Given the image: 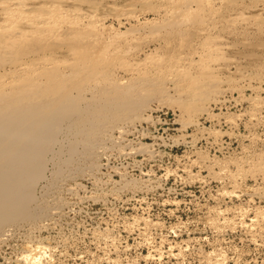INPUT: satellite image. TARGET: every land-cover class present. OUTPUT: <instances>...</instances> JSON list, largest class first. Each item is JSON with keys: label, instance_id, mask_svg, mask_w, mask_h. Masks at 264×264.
Instances as JSON below:
<instances>
[{"label": "rangeland", "instance_id": "rangeland-1", "mask_svg": "<svg viewBox=\"0 0 264 264\" xmlns=\"http://www.w3.org/2000/svg\"><path fill=\"white\" fill-rule=\"evenodd\" d=\"M177 1L0 0V31L61 33L75 22L116 35L167 21ZM193 10L202 21L186 25L181 54L143 27L125 33L137 49L116 78L150 72L167 78L171 95L152 102L153 120L102 138L97 163L79 152L63 169L49 153L31 206L42 218L6 226L0 264H16L40 242L48 264H264V0H196ZM30 51L0 65L2 83L24 58L44 56Z\"/></svg>", "mask_w": 264, "mask_h": 264}, {"label": "bare ground", "instance_id": "bare-ground-1", "mask_svg": "<svg viewBox=\"0 0 264 264\" xmlns=\"http://www.w3.org/2000/svg\"><path fill=\"white\" fill-rule=\"evenodd\" d=\"M193 3L195 4L196 0H178V5L175 4L167 21H145L140 27L145 29L148 37L164 36L169 41V48H177L181 54L187 48V38L190 37L187 35L189 30L185 29L186 25L202 21L200 13L193 10ZM197 5L198 8L195 7L198 11L204 8L199 6V3ZM71 24L70 29L61 30V33L58 27L55 29V26L44 25L36 27L33 32L23 34L16 31H0V65L7 58L26 55L30 49L33 50L30 52L37 55L44 54L23 57L19 64L21 72L8 84L0 81V253L11 236L6 226L20 221H34L37 217L39 219L40 214L34 212L31 206L37 199L36 186L45 174L49 153L61 158L58 160V167L63 163L69 167L79 152L91 159L97 143H100L102 138L107 134L113 136L114 133L111 132L114 129H118L121 135L124 134L127 131L123 125L125 123L136 124L153 120V114L150 113L154 111L152 102L156 98L161 101L171 95L165 85L167 78L150 76V72L123 79L116 78L117 74H114L118 66L131 70L132 63L129 62L132 61L129 60L136 54L137 45H132V42L124 44L123 41L130 36L126 35L127 33H138V30L140 32V27L107 36V32H101L96 25L80 28V23ZM55 34L64 42H50L49 37ZM63 45H66L67 50L61 53L63 56L56 57L55 49H62ZM32 48L38 50L34 51ZM198 84L197 81L194 88H198ZM196 101L198 100L195 99V103ZM195 103L191 104L192 107ZM147 111H150V114ZM126 148L125 145L122 150L125 151ZM141 148L140 146L139 149ZM96 158H92L94 163L98 161ZM94 163L92 162L93 166L98 165ZM27 249L21 257L22 261L16 260V264H48V248L42 242L28 245Z\"/></svg>", "mask_w": 264, "mask_h": 264}]
</instances>
